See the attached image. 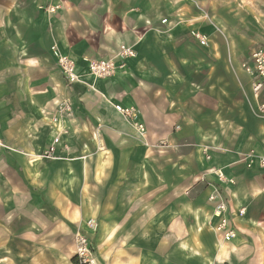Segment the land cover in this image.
I'll use <instances>...</instances> for the list:
<instances>
[{
	"label": "crops",
	"instance_id": "obj_1",
	"mask_svg": "<svg viewBox=\"0 0 264 264\" xmlns=\"http://www.w3.org/2000/svg\"><path fill=\"white\" fill-rule=\"evenodd\" d=\"M204 2L0 0V264H62L63 238L79 230L103 249L116 236L200 234L211 221L210 188L205 182L203 200L189 191L202 179L216 184L205 176L212 168L236 181L220 186L238 236L215 238L218 261L264 264V118L246 61L213 31L228 27L222 9L207 26ZM258 7L264 28V0ZM121 45L137 53L127 67L91 77L84 60H107ZM61 56L76 63L82 82L67 83ZM61 98L73 113L58 126L51 114ZM191 216L197 226L189 228ZM145 248L123 249L134 255L121 264H153L141 253L158 250Z\"/></svg>",
	"mask_w": 264,
	"mask_h": 264
},
{
	"label": "rangeland",
	"instance_id": "obj_2",
	"mask_svg": "<svg viewBox=\"0 0 264 264\" xmlns=\"http://www.w3.org/2000/svg\"><path fill=\"white\" fill-rule=\"evenodd\" d=\"M189 2L194 6L198 5L197 0H189ZM260 2L261 0H205L204 2L206 10L210 11L204 15L207 26H213L211 23L214 20V14L212 15L211 12L219 8L222 9V20L226 21L224 23H227L228 27H222L223 25H220L222 27L221 29L213 28V31H215L216 36L221 39L222 47H225V49L227 48L229 50V44L227 40H233L235 43L234 47L236 48L237 53L243 59V62L248 60L247 57H249L253 49L264 46V28H262L261 22L259 20L258 22L256 21V18L260 19L259 16H261V10L258 7ZM200 4L203 6L202 3ZM216 15H218V13ZM203 34L208 38L209 41V45L205 48L211 47L212 43L210 42V36L205 33ZM198 184H196L197 186L194 188L190 189L189 196L203 200L206 197V184L201 180ZM178 192L179 195L181 190ZM163 206H165V204ZM190 218L191 220L189 221V228H192V225L196 227L197 223L193 221L194 217L191 216ZM141 224L142 226H148L149 223L142 222ZM202 227L206 228L205 230L203 229L204 231L202 233L197 234V232L193 231L189 236L183 239L182 237H166L165 230L159 232L161 234H158L154 237L116 236L109 239L104 249L102 248L101 244H98L97 242L94 243L91 238L90 240L92 241L91 244L93 243L92 248L94 250L93 253L97 264H121V259L126 258V255L129 257H133L134 255L133 253H121V251L126 248L128 249L129 246L134 245L143 248L147 247L145 249L151 248L158 250L157 253L152 254L144 251L141 253L142 256H148L152 263L155 261V264H165L166 261L167 264H230L229 259H223V261L220 262L216 257V252H214V243L216 242L215 238H217V236L212 231L210 223H206L205 227ZM147 232L149 233L150 230L148 229ZM97 237L98 236L95 238ZM185 241L186 245L184 247L182 244ZM63 243L65 244V253L62 264H83L76 256L75 236H66V238H63ZM186 246H190V248ZM183 248H186L189 250V252L183 253L181 251ZM171 250L173 251L171 252ZM192 250H196L198 253H192Z\"/></svg>",
	"mask_w": 264,
	"mask_h": 264
},
{
	"label": "built area",
	"instance_id": "obj_3",
	"mask_svg": "<svg viewBox=\"0 0 264 264\" xmlns=\"http://www.w3.org/2000/svg\"><path fill=\"white\" fill-rule=\"evenodd\" d=\"M55 9H50V12H55ZM168 20H162V24H167ZM192 36L198 40L202 47L209 45L208 38L201 32L193 31ZM137 55L136 51L132 47L121 45L119 50L115 52L111 58L107 60H94L86 58L84 61L88 65V73L94 79H105L116 75L119 70L127 67L128 60L134 58ZM120 61V62H118ZM58 66L63 73L67 83L72 86L76 83L83 81V76L77 72L76 63L68 56H61L58 60ZM244 70L251 76V87L253 96L258 102L257 114L264 118V47H256L253 49L248 57V60L243 64ZM116 110L125 116H131L132 110L125 108L122 105H117ZM73 113V106L69 99L61 98L54 102L52 108V123L58 126H63L66 121L71 118ZM62 133H66L63 128ZM60 143V136L56 137L51 145L48 146L47 155L51 156L57 152V147ZM211 157L208 156V159ZM261 166L264 168V157L261 158ZM206 178L214 177L216 184L208 182V188L210 193L208 195V203L212 206V216L210 226L212 225V231L215 233L219 240L229 243L232 242L238 236V229L235 226L233 220L229 217L231 208L228 204V199L225 195L221 185L233 186L236 184L234 178L228 177L222 168H212L205 174ZM246 214V209L239 210L238 215L243 217ZM87 226L95 230V220H89ZM76 241V256L83 264H97L94 257V250L88 237H86L81 230L75 235Z\"/></svg>",
	"mask_w": 264,
	"mask_h": 264
},
{
	"label": "bare ground",
	"instance_id": "obj_4",
	"mask_svg": "<svg viewBox=\"0 0 264 264\" xmlns=\"http://www.w3.org/2000/svg\"><path fill=\"white\" fill-rule=\"evenodd\" d=\"M257 116H258L259 118H261L259 115H257ZM236 238H237V237H236ZM236 238H235V239H236ZM235 239H234V240H235ZM234 240H233V241H234Z\"/></svg>",
	"mask_w": 264,
	"mask_h": 264
}]
</instances>
